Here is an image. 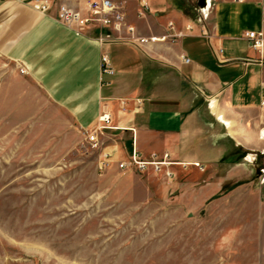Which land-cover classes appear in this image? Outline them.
<instances>
[{"label":"rangeland","instance_id":"1","mask_svg":"<svg viewBox=\"0 0 264 264\" xmlns=\"http://www.w3.org/2000/svg\"><path fill=\"white\" fill-rule=\"evenodd\" d=\"M19 74L0 57V264H264V148L119 169Z\"/></svg>","mask_w":264,"mask_h":264},{"label":"crops","instance_id":"2","mask_svg":"<svg viewBox=\"0 0 264 264\" xmlns=\"http://www.w3.org/2000/svg\"><path fill=\"white\" fill-rule=\"evenodd\" d=\"M50 1L42 13L0 0V57L83 135L109 113L114 128L99 138L112 162L132 148L188 162L264 148V57L244 36L264 33V0H210L204 20V0H111V24L78 33L55 19L56 6L86 16L88 0ZM102 52L112 74L100 71Z\"/></svg>","mask_w":264,"mask_h":264},{"label":"built area","instance_id":"3","mask_svg":"<svg viewBox=\"0 0 264 264\" xmlns=\"http://www.w3.org/2000/svg\"><path fill=\"white\" fill-rule=\"evenodd\" d=\"M28 4L34 10H37L42 13H47L54 6L53 2L50 0H20ZM56 16L55 19L64 24L65 26L75 30L76 33L82 31L85 27L89 25H94L98 28L107 27L111 24V17L113 12L116 9L115 4L111 0H88V15L84 16L79 11L74 10L66 4H58L56 6ZM200 10V20H204L209 15V3H206L205 6H201ZM170 28L172 27L169 24ZM244 36L249 40L250 45L259 51L264 57V33L262 31L249 30L246 31ZM108 38V35L105 36ZM151 40H154L155 37H150ZM99 42L103 44L105 38H98ZM147 39H141L145 41ZM187 61L188 59L185 58ZM264 60V59H263ZM100 71L101 73H113V68L110 64L109 57L107 53L102 52L100 55ZM110 115L107 112H102L98 117L100 124L93 126L92 128L84 131V140L87 144L94 148H99L103 145V142L100 140L99 136L102 134V131L105 129H112L114 127L108 125ZM249 155V154H248ZM107 154L104 158H101L99 164L107 163L106 159ZM252 159H255V155ZM155 158L150 160L142 159L136 149L130 155L128 161L121 160L118 162L119 169H127L129 166H137L144 168L146 165L152 164L156 165Z\"/></svg>","mask_w":264,"mask_h":264},{"label":"bare ground","instance_id":"4","mask_svg":"<svg viewBox=\"0 0 264 264\" xmlns=\"http://www.w3.org/2000/svg\"><path fill=\"white\" fill-rule=\"evenodd\" d=\"M209 1H210V0H206V1H205V4H204L203 6H205L206 3H209ZM209 6H210V4H209ZM214 108H215V105L213 104V105H212V109H214ZM218 117H219L222 121L224 120V119L222 118L221 114H218ZM224 121H225V120H224ZM225 123L228 124L227 121H226ZM260 134H261L262 138H264V128L262 129V131H261Z\"/></svg>","mask_w":264,"mask_h":264},{"label":"water","instance_id":"5","mask_svg":"<svg viewBox=\"0 0 264 264\" xmlns=\"http://www.w3.org/2000/svg\"><path fill=\"white\" fill-rule=\"evenodd\" d=\"M201 3H203V0H200Z\"/></svg>","mask_w":264,"mask_h":264}]
</instances>
